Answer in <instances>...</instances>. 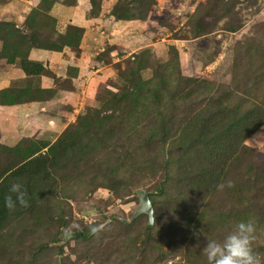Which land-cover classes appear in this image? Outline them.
<instances>
[{
    "label": "rangeland",
    "instance_id": "374dc122",
    "mask_svg": "<svg viewBox=\"0 0 264 264\" xmlns=\"http://www.w3.org/2000/svg\"><path fill=\"white\" fill-rule=\"evenodd\" d=\"M39 2L0 0V20L27 33L26 19ZM116 5L128 19L112 15ZM49 14L56 33L69 24L84 28L85 57L76 76L78 68L60 62L75 52L60 53L58 60L43 53L68 78L46 75L44 84L60 92L40 106L32 125L38 131L62 133L99 106L100 93L123 88L120 72L139 61L150 85L134 118L106 123L103 136L89 141L93 149L71 152L51 177L37 180L55 188L29 192L30 206L11 212L0 231V264H207L206 242H222L243 221L231 216L214 225L213 217L222 214L255 222L252 247L264 261V124L242 140L264 105V0L58 1ZM192 78L197 81L187 82ZM39 142L28 138L23 148ZM184 164L195 174L184 175ZM229 180L231 188L217 187ZM13 182L26 187L30 181ZM140 190L151 192L152 225L147 214L125 222ZM38 205L49 216L45 222L32 216ZM99 225L105 227L90 230ZM77 230L86 236L68 235Z\"/></svg>",
    "mask_w": 264,
    "mask_h": 264
},
{
    "label": "trees",
    "instance_id": "16d2710c",
    "mask_svg": "<svg viewBox=\"0 0 264 264\" xmlns=\"http://www.w3.org/2000/svg\"><path fill=\"white\" fill-rule=\"evenodd\" d=\"M58 1L70 5L75 0H40L38 7L33 9L26 19L27 29L29 30L27 33L15 24L0 20V42L2 44L0 48V69L1 63L4 62L6 65L21 68L26 74L25 78L14 80L9 87L0 90V105L44 101L53 98L56 94L57 88L42 87L41 77L47 75L56 78V80H59V78L52 74L50 68L44 66L42 61L30 57L33 49L63 51L65 47H69L76 55L81 53L80 45L84 28L69 24L62 33H56L53 29L55 20L49 12ZM118 7V5L114 7L112 15L117 19H128V12L118 9ZM45 25L49 29L42 28ZM144 67V63L139 61L135 68L131 67L128 71L123 70L120 72L121 77L126 82L123 88L119 91L106 89L100 93L98 97L99 106L96 108L90 107L84 114L78 115L75 122L69 123L54 142L42 140L41 143H31L30 146L23 148V142L28 141V138H24L14 146L0 145V231L6 228L10 222L12 211L4 207L3 200L5 195L9 194V187L13 180L28 179L30 182L26 188L29 192L41 193L46 187L50 193V190L55 187H48L47 183L42 186L38 184L37 180L51 177L52 170L65 165L60 163L66 162L71 152L75 156L87 153L89 148H92L89 141L95 135L103 136L100 132H103L102 129L106 123L120 124L134 118L141 108L146 87L150 85V80H144L140 75V71ZM193 81L197 80L192 78L187 82L192 83ZM188 94H191V92ZM255 112L252 121L244 130L242 140L248 138L264 124V105L257 106ZM245 148L247 147L242 145L241 149ZM136 169L142 171L146 168L137 167ZM182 173L188 176L194 175L195 168L192 164H184ZM112 187L115 189V185L112 184ZM228 192L231 196H236L238 193V191H231V189ZM247 202L249 203L250 199L249 201L247 199ZM37 207V211H35L38 214H35V212L32 215L34 219L37 222L47 221L49 216L42 212V206L38 205ZM231 216L237 220L238 218L243 219V221L247 220V216L241 214H222L218 217L214 216L212 223L214 225L227 223ZM85 233L83 231L81 236H86ZM68 235L70 236V232Z\"/></svg>",
    "mask_w": 264,
    "mask_h": 264
},
{
    "label": "crops",
    "instance_id": "0c3cea01",
    "mask_svg": "<svg viewBox=\"0 0 264 264\" xmlns=\"http://www.w3.org/2000/svg\"><path fill=\"white\" fill-rule=\"evenodd\" d=\"M63 12H68L67 10H62ZM84 48V44L81 45V49ZM85 49V48H84ZM36 51V53H34ZM49 53V56L54 58L55 60L60 59V53H67L71 52L74 53L69 47H65L63 51H43L39 49H33L30 53V57L35 60L42 61L44 66L50 68L53 73L57 77H64V79H67L68 76L67 74H60L56 73L55 68L57 63L54 65H50L47 61V59H42L41 57L43 56V53ZM82 55H76L73 56L72 58H69L68 56H65L66 58H62L60 62L62 63H68L67 67L68 68H78L76 70V73L79 76L82 72L83 69L81 68V60L85 57V52L81 53ZM52 66V67H51ZM55 67V68H53ZM26 77V74L24 70L21 68L14 66V65H7L4 68L0 69V90L7 88L11 85L12 81L14 80H20ZM41 80V85L44 88H49V87H55L53 85H45V78H47L46 75H43ZM74 80L77 79V77H72ZM48 79V78H47ZM60 92V91H59ZM54 95V97H57L58 93ZM54 97L49 99V100H44V101H32V102H27V103H22V104H15V105H0V134H1V142L5 145L8 146H14L18 142H20L24 138H32V137H37L40 140L43 141H50L54 142L55 139L61 134V132L58 135H54L55 132L50 130L49 128H43L41 130H37L36 126L33 123L36 120H34V117H38L39 114V109L41 105H44L47 102H51L54 100ZM41 116V115H40ZM66 127V125H65ZM64 127V129H65ZM54 137L53 140H50L49 136Z\"/></svg>",
    "mask_w": 264,
    "mask_h": 264
},
{
    "label": "clouds",
    "instance_id": "9594fccd",
    "mask_svg": "<svg viewBox=\"0 0 264 264\" xmlns=\"http://www.w3.org/2000/svg\"><path fill=\"white\" fill-rule=\"evenodd\" d=\"M225 186L231 188L233 181L218 184L219 189ZM30 193L24 184L13 182L9 187V194L5 195L3 205L9 211H14L17 206H30ZM105 226H91L90 230L96 233ZM256 225L252 220L241 221L235 225L234 231L228 234L222 242L208 240L204 251L207 264H264V261L254 253L252 242L255 239Z\"/></svg>",
    "mask_w": 264,
    "mask_h": 264
},
{
    "label": "water",
    "instance_id": "95a60500",
    "mask_svg": "<svg viewBox=\"0 0 264 264\" xmlns=\"http://www.w3.org/2000/svg\"><path fill=\"white\" fill-rule=\"evenodd\" d=\"M139 205L134 212L133 216L130 220H125L126 223H132L136 218H138L142 214H147L149 219V224L152 225L155 221V209L153 205V200L151 198V192L146 190L139 191ZM82 234L81 230L70 232V236L77 237Z\"/></svg>",
    "mask_w": 264,
    "mask_h": 264
}]
</instances>
